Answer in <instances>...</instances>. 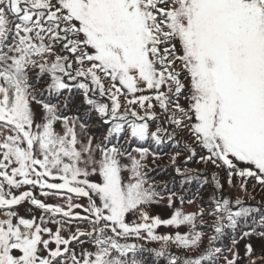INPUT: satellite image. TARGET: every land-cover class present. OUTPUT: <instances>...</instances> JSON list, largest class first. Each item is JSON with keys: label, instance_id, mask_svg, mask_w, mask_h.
Returning <instances> with one entry per match:
<instances>
[{"label": "snow or ice", "instance_id": "snow-or-ice-1", "mask_svg": "<svg viewBox=\"0 0 264 264\" xmlns=\"http://www.w3.org/2000/svg\"><path fill=\"white\" fill-rule=\"evenodd\" d=\"M182 142L173 164L185 152L229 186H264V0H0V264H142L138 240L167 264H264L239 251L264 237V209L218 195L215 177L207 244L203 206L150 214L164 198L152 146Z\"/></svg>", "mask_w": 264, "mask_h": 264}, {"label": "trees", "instance_id": "trees-1", "mask_svg": "<svg viewBox=\"0 0 264 264\" xmlns=\"http://www.w3.org/2000/svg\"><path fill=\"white\" fill-rule=\"evenodd\" d=\"M67 103L69 104L70 113L75 112L77 110H82L84 108V107L79 108V105L81 106H84V105L81 103V98L78 96L71 97L67 101ZM81 114H83V112H81ZM95 127H97V130L95 129ZM90 130L97 136V138L101 137L104 133V128L99 126L96 123L92 124ZM185 141L190 143V141H188V138L186 136H185ZM183 146H184L183 142L181 143L179 148L177 146L167 145V144L164 146H160V147H156L155 145L152 146L153 150L156 151L157 156L154 161L152 160L151 157H149V160H148L150 180L154 182L157 190L163 194L164 198H168L169 194L174 192L176 193L175 197L177 196L179 198L182 196L184 198V203L186 202L188 203L189 200H192L193 202L198 203L200 207L203 206L204 209L206 210V206L204 205L207 203L206 200L209 198V193L211 192L209 183L208 182L204 183L203 179H193L191 183H184L185 177L182 180L181 175H178L175 171L177 165H179L181 166L182 172L184 171L186 173L188 172L187 169H184L185 166L190 165V161L186 165L184 164V160L186 158L187 153L182 152L181 155L177 158L176 164H173L172 162V156L175 155L176 151H178L180 148H183ZM203 154L204 153L200 152L198 153V156L203 155ZM191 163L194 164L196 166L195 168L198 169L195 171L196 173L193 172L194 175H197V174L203 175L205 169H202V168L206 167L207 169H209L210 172H213L214 174L216 173V176L218 178H222L224 176L223 179L227 180V173L225 170L218 169L211 164H205L203 162H199L197 157H194L191 160ZM193 174L192 176H194ZM237 182H241V179L239 177H233V185H236ZM224 184L226 186H229L225 182ZM247 184L254 185V181L252 179H249ZM260 186L261 185H259V187ZM223 188H225L224 185H223ZM226 190L227 189H225L224 192ZM224 192L222 191L219 194H221L222 196H225ZM48 201H51L53 203H58V200L54 198H50ZM208 209H209V205H208ZM33 211L38 212L41 215L39 210L34 208ZM210 224L211 222L206 223L205 227H203V230L206 233L209 231L208 226L211 227ZM50 226L53 228L55 227L52 225ZM212 234L213 233L210 230L209 234H207V236L205 237V241H204L205 244L208 243L207 237L211 236ZM64 235H67V233H64ZM129 242H133V241H129ZM134 242L142 246L143 251L138 253V258L142 261V264H167V260L160 259L155 256V252L161 251L162 249L161 243L152 242L149 240H138ZM219 246H221L222 248H230L231 247L230 239L227 237L222 238L219 241ZM166 251L172 254H177L179 250L174 247H170L166 249Z\"/></svg>", "mask_w": 264, "mask_h": 264}, {"label": "rangeland", "instance_id": "rangeland-1", "mask_svg": "<svg viewBox=\"0 0 264 264\" xmlns=\"http://www.w3.org/2000/svg\"><path fill=\"white\" fill-rule=\"evenodd\" d=\"M83 107L84 106L79 105V108H83ZM95 129L97 130V127H95ZM197 152L200 153L199 150H197ZM195 167L196 166L194 164H192L190 161V165L185 166L184 169H187V171H188L187 174L192 176L193 172L196 173L195 171L198 170ZM202 169H205L206 171L204 170V174L202 173L203 175H201V176L203 178H207V182L209 183L210 188H211V192L209 193V198L206 200L207 203L204 205V206H206L205 220L207 221V223L211 222V224H210L211 227L208 226L209 231L212 228L213 220L209 216L207 217V210H208V205L210 207L209 200H210V197L213 195V190L215 187V180H219V182L225 186V188H223V192L225 189H227L224 192L225 193L224 197L232 199V200H235L238 198V199L242 200L246 206H254L257 208L264 209V186L259 187V184L255 180H253L254 185L247 184V190L245 191L241 187V182H237V184L234 186H226L224 184V182L227 183V180L223 179V177H224L223 175H222L223 176L222 178H218L216 176V173L214 174L213 172H210L209 169H207L206 167H203ZM184 173H186V172L184 171ZM213 177H215V180L213 179ZM181 179L183 180L184 176H181ZM218 195H221V194L218 193ZM173 199L175 200V204L173 207L168 206V204H169L168 198H163L158 204L153 205L151 207L150 214L154 215V216H159L161 218H169L170 215L172 214V212L174 211V208L181 207L180 202H179V198L177 196L176 197L174 196ZM47 202L53 203L51 201H47ZM58 203H62V201H58ZM182 208L185 212H189V213L190 212H197L200 208V205L196 202H193V203H187L186 202L182 205ZM33 210H34V208L27 203H25L24 205H22L19 208L20 214L25 216L26 218H30L33 215L38 217L40 215L38 212H34ZM203 227H205V225ZM176 231H177V229L167 228V227H160L159 229H157V232L160 235L174 234ZM179 231L182 233L186 232L187 228L182 227L181 229H179ZM209 231L207 232V234H209ZM246 242L251 243L258 254L264 252V237H259V236L254 235L250 238H247L246 240L240 241L239 251H240V254L242 257L244 255L243 244ZM225 249H227V248H225ZM225 252H226V254H225ZM225 252H224L225 256H228L229 258H231V252H229V251H225ZM219 264H224L223 259H221L219 261Z\"/></svg>", "mask_w": 264, "mask_h": 264}]
</instances>
